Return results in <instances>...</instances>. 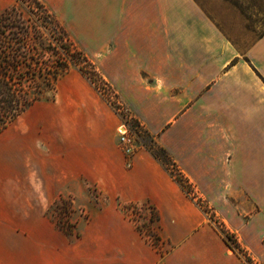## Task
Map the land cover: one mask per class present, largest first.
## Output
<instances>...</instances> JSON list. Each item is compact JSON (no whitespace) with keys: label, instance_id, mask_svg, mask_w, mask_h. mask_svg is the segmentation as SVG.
<instances>
[{"label":"crops","instance_id":"1","mask_svg":"<svg viewBox=\"0 0 264 264\" xmlns=\"http://www.w3.org/2000/svg\"><path fill=\"white\" fill-rule=\"evenodd\" d=\"M63 1L66 23L78 24L81 44L214 214L188 196L146 147L127 157L116 138L122 120L105 102L89 123L88 151H95L89 167L104 192L154 203L167 249L155 247L131 220L119 219L89 234L74 263L247 264L218 220L253 264H264V32L249 45L237 44L191 0ZM194 13L195 26L176 24ZM184 33L195 34V47L178 56ZM45 101L53 100L38 101L23 114ZM41 112L39 118L54 116L51 107ZM38 123L33 118L16 134L17 147L35 150Z\"/></svg>","mask_w":264,"mask_h":264},{"label":"rangeland","instance_id":"2","mask_svg":"<svg viewBox=\"0 0 264 264\" xmlns=\"http://www.w3.org/2000/svg\"><path fill=\"white\" fill-rule=\"evenodd\" d=\"M13 1L0 0V11ZM191 1L199 3L237 44L249 45L264 32V0ZM46 2L69 31L75 45L96 65L112 92L109 97L103 95L87 76L77 67H72L58 81L53 101L36 105L0 135V264H75L84 247L83 242L90 238L89 234L100 232L119 219L127 223L131 220L137 228L132 216L139 219L138 225L143 232L137 229L145 234L149 230L148 218L152 216L150 207L143 203L125 207L129 201L104 192L97 183L89 167L95 158V151H88L93 147L89 123L95 122L97 114L102 113V107L107 108V102L121 118V124L130 130L137 147H146L152 138L161 145L157 134L141 122L113 82L104 76L94 53L81 44L78 24L71 27L66 23V2ZM20 7L28 19L32 15L29 6L24 3ZM176 24L195 26V13L193 18ZM75 28L77 31H73ZM46 35L50 37L48 32ZM182 35L183 40L178 45L183 51L180 52L178 47V56H185L189 46L195 47V34ZM118 106L117 112L115 107ZM48 107L52 108L54 116L39 118L41 110ZM33 118L40 123L33 141L35 150L25 151L17 147L16 134L26 129ZM116 138L120 142L119 127ZM26 142L32 145L31 139ZM119 146L122 147L121 142ZM61 195L71 204L64 209H55L53 205ZM58 220L66 222L74 233L63 232L57 225ZM152 244L161 251L167 249L164 241L159 245Z\"/></svg>","mask_w":264,"mask_h":264},{"label":"trees","instance_id":"3","mask_svg":"<svg viewBox=\"0 0 264 264\" xmlns=\"http://www.w3.org/2000/svg\"><path fill=\"white\" fill-rule=\"evenodd\" d=\"M24 3L29 6L32 14L28 19L20 7ZM72 67H77L87 76L103 95L108 96L112 92L96 65L75 45L69 31L45 1L14 0L4 8L0 12V134L38 101L54 100L58 81ZM115 108L118 112L119 106ZM146 148L162 163L187 195L196 199L214 218L207 202L197 196L193 184L181 171L169 151L157 144L154 138ZM70 204L69 199L61 195L53 207L64 209ZM136 204L138 203L128 202L124 206L135 207ZM143 205L152 210V216L148 218L149 230L145 233L148 236L145 238L159 245L162 241L159 211L151 201H145ZM131 219L137 223V228L142 233L143 229L140 228V224L138 225L139 219L134 216ZM216 222L230 247L236 250L247 264H253L252 257L239 244L236 236L223 223L218 220ZM57 225L66 234L74 233L63 220H58Z\"/></svg>","mask_w":264,"mask_h":264},{"label":"built area","instance_id":"4","mask_svg":"<svg viewBox=\"0 0 264 264\" xmlns=\"http://www.w3.org/2000/svg\"><path fill=\"white\" fill-rule=\"evenodd\" d=\"M119 136H120V142L122 144L123 150L127 157L130 159V157L133 155V153L136 151V144L134 142V138L132 136V133L130 130L123 124L119 126ZM128 164H131V161H128Z\"/></svg>","mask_w":264,"mask_h":264}]
</instances>
